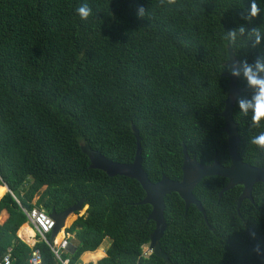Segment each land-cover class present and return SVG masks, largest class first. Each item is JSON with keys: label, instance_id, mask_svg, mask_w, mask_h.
Instances as JSON below:
<instances>
[{"label": "trees", "instance_id": "trees-1", "mask_svg": "<svg viewBox=\"0 0 264 264\" xmlns=\"http://www.w3.org/2000/svg\"><path fill=\"white\" fill-rule=\"evenodd\" d=\"M84 3L92 9L87 20L77 13ZM256 3L258 16L248 18L251 0H0V264L6 256L10 264H28L33 248L16 235L30 233L21 208L49 215L78 203L87 211L66 228L75 247L62 254L68 264H264L254 251L259 245L264 253L261 183L237 210L241 186L219 197L228 180L204 178L193 196L207 222L177 194L166 196L161 256L143 258L155 225L150 207L140 204V186L89 170L81 151L130 164L133 127L150 183L162 176L181 181L183 147L199 165L228 167L219 114L229 51L240 71L232 107L237 153L263 168L264 152L249 141L264 132V121L251 127L250 114L238 107L239 98L253 94L242 65L264 63V0ZM254 28L261 29L259 43ZM230 31L237 36L228 46ZM105 239L106 258L98 249ZM34 249L40 264H62L42 241Z\"/></svg>", "mask_w": 264, "mask_h": 264}, {"label": "water", "instance_id": "water-1", "mask_svg": "<svg viewBox=\"0 0 264 264\" xmlns=\"http://www.w3.org/2000/svg\"><path fill=\"white\" fill-rule=\"evenodd\" d=\"M225 66L228 69L230 67L237 69L238 67V63L229 51H227V62ZM226 79L228 81V93L219 117L223 120L224 131L227 135L228 153L230 157V165L228 167H223L216 161L207 166L199 165L194 159L189 158L185 147H183L181 181H171L165 176H162L157 183H150L141 168L139 139L137 132L133 127H131V131L135 141V150L130 164H118L106 160L99 153L92 151L86 146L81 148L82 153L89 161V170H99L109 177H126L138 183L144 195L140 204L148 205L150 207L147 219L153 221L155 225L153 233L149 236L148 250L158 256H161L159 243L163 239L167 229L163 215L164 198L166 196L172 193L177 194L180 199L183 200L186 209L190 205H194L203 215L205 222H207L201 204L193 196V190L204 178L218 176L228 180L227 185L220 192L219 197L223 192H226L235 186H241L242 192L238 198L237 210L243 200L252 201L251 191L255 184L261 183L264 186V167L255 168L249 164L243 163L237 153L239 136L237 125L234 123L232 117V107L236 96L241 90L236 87V76L229 73L226 76ZM80 210H82V204L78 203L59 214L51 212L48 217L53 220L54 225L49 234V240H52L54 236H56L59 229L65 228L66 219L70 215H74ZM74 250L75 247L71 245L68 252L71 254Z\"/></svg>", "mask_w": 264, "mask_h": 264}, {"label": "clouds", "instance_id": "clouds-1", "mask_svg": "<svg viewBox=\"0 0 264 264\" xmlns=\"http://www.w3.org/2000/svg\"><path fill=\"white\" fill-rule=\"evenodd\" d=\"M169 3H175V0H169ZM259 12L260 9L256 3V0H251L248 18L257 17ZM77 13L82 20H87L88 17L92 15V9L87 3H84L77 9ZM145 13L146 12L143 7L138 8L137 16L139 18H144ZM238 31L243 34L245 32V28L240 27ZM260 33V28H254L251 31V34L256 37L257 43H259L260 40ZM236 36V31H230L227 33L226 39L230 38V40H228V46H231L235 42ZM228 71L233 76L240 75V71L235 68L230 67ZM242 71L249 88L253 90V94L249 98H239L238 107L244 116H249L250 114V126L256 128L260 126L262 121H264V63L257 62L255 65L244 63L242 65ZM249 142L264 152V132L250 137ZM6 194H8V192ZM252 235L254 236L255 234L253 233ZM254 251L258 255H264V253H261L259 245L255 247Z\"/></svg>", "mask_w": 264, "mask_h": 264}, {"label": "built area", "instance_id": "built-area-1", "mask_svg": "<svg viewBox=\"0 0 264 264\" xmlns=\"http://www.w3.org/2000/svg\"><path fill=\"white\" fill-rule=\"evenodd\" d=\"M8 194L13 198V200L18 204L17 200L15 197L12 195L10 191H7ZM19 205V204H18ZM21 208V207H20ZM23 213L26 216V223L29 225V227L33 231V237H37L36 239H39L34 243V245L42 241L44 244H46L54 256L56 260L61 262L62 264H68V260H62V254L69 253L68 249L70 248L72 244L71 239L72 236L71 234L66 232V229L62 231V237L61 240H59L57 243L55 242L54 238L52 240H49L47 236H49L51 229L53 228L54 222L53 220L46 215V213L42 209L38 208H32L31 210L29 209H24L21 208ZM34 245L32 246L33 250L30 254L28 264H40V254L37 249H34ZM1 264H10L9 257L6 256L4 257L3 261Z\"/></svg>", "mask_w": 264, "mask_h": 264}, {"label": "rangeland", "instance_id": "rangeland-1", "mask_svg": "<svg viewBox=\"0 0 264 264\" xmlns=\"http://www.w3.org/2000/svg\"><path fill=\"white\" fill-rule=\"evenodd\" d=\"M6 189H7V188H6ZM7 190H8V189H7ZM2 198H3V197H2ZM86 211H87V206L82 207V210L78 211L76 214L73 215L74 218H73L72 222H71L70 224L66 225L65 228H63V229H59L58 233L64 231V229H66V228H69V226H70V225L76 220V218L86 215ZM26 224H27V223H26ZM18 229H19V228H18ZM30 232L33 233V232H32V229H30ZM33 234H34V233H33ZM56 235H57V234H56ZM28 236H29V235H28ZM28 236H26V237H28ZM71 236H72V239H73L71 242H72V244H74V235L72 234ZM33 238H35V239H33V240H35V242L39 240V239H36V238H37L36 236L33 237ZM109 243H110V240H109V239H105V240L102 242V244L99 246V248H98L99 251H101V252L104 254V258H106V250L108 249ZM33 245H34V244H33ZM33 245H31V246H29V247L32 248ZM142 252H143V255H142L143 258H146V257L148 256L149 253H153V252H150V251L148 250V247H143V248H142ZM88 263H91V262H88ZM88 263H83V262L80 261V264H88Z\"/></svg>", "mask_w": 264, "mask_h": 264}, {"label": "crops", "instance_id": "crops-1", "mask_svg": "<svg viewBox=\"0 0 264 264\" xmlns=\"http://www.w3.org/2000/svg\"><path fill=\"white\" fill-rule=\"evenodd\" d=\"M1 188V187H0ZM2 188H4L5 190H6V188L5 187H2ZM7 193V190H6V192H5V194ZM4 194V195H5ZM2 199V198H1ZM0 199V200H1ZM26 223V222H25ZM24 224V223H23ZM21 227V226H20ZM18 232V231H17ZM16 235H17V237L21 240V241H23L24 243H26L28 246H31V245H33L34 243H35V240H33V239H35V238H33V236H28V237H25V238H21V237H19L18 236V234L16 233ZM29 238V239H28ZM85 253H87V252H85ZM85 253H83V254H85ZM88 253H92V252H88ZM82 254V255H83ZM81 255V256H82ZM104 255V254H103Z\"/></svg>", "mask_w": 264, "mask_h": 264}, {"label": "bare ground", "instance_id": "bare-ground-1", "mask_svg": "<svg viewBox=\"0 0 264 264\" xmlns=\"http://www.w3.org/2000/svg\"><path fill=\"white\" fill-rule=\"evenodd\" d=\"M67 220V219H66ZM65 226H66V222H65ZM31 229V228H30ZM33 232V231H32ZM28 236V235H27ZM29 236H33V233H29ZM62 237V232L57 233V235L55 236L54 240L57 243L59 240H61ZM29 239V238H28Z\"/></svg>", "mask_w": 264, "mask_h": 264}]
</instances>
